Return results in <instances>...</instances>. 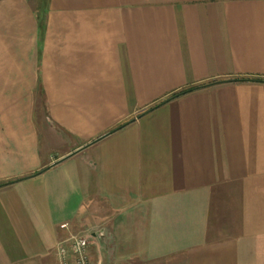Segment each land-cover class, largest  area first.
I'll return each instance as SVG.
<instances>
[{
  "label": "crops",
  "instance_id": "0c3cea01",
  "mask_svg": "<svg viewBox=\"0 0 264 264\" xmlns=\"http://www.w3.org/2000/svg\"><path fill=\"white\" fill-rule=\"evenodd\" d=\"M85 235L264 264V0H0V264Z\"/></svg>",
  "mask_w": 264,
  "mask_h": 264
},
{
  "label": "built area",
  "instance_id": "2783aa9c",
  "mask_svg": "<svg viewBox=\"0 0 264 264\" xmlns=\"http://www.w3.org/2000/svg\"><path fill=\"white\" fill-rule=\"evenodd\" d=\"M88 236H71L57 244L56 257L59 264H90L86 249Z\"/></svg>",
  "mask_w": 264,
  "mask_h": 264
},
{
  "label": "trees",
  "instance_id": "16d2710c",
  "mask_svg": "<svg viewBox=\"0 0 264 264\" xmlns=\"http://www.w3.org/2000/svg\"><path fill=\"white\" fill-rule=\"evenodd\" d=\"M228 82H262V80H260V79H249V78H245V79H235V80H230V81H228ZM211 85H212V84H211ZM204 87H206V86L196 87V88H193V89H190V90H187V91H182V92L175 93V94L171 95V96H170L168 99H166L165 101H162V102L159 103L158 105L152 107L150 110L156 108L157 106H159V105H161V104H163V103H165V102H167V101H169V100H171V99H174V98H176V97H178V96H181V95H183V94H185V93H187V92H191V91H193V90H197V89L204 88ZM125 124H127V123H125ZM125 124H123V125H121V126L115 128V129H113V131H115V130L121 128V127H123Z\"/></svg>",
  "mask_w": 264,
  "mask_h": 264
},
{
  "label": "water",
  "instance_id": "95a60500",
  "mask_svg": "<svg viewBox=\"0 0 264 264\" xmlns=\"http://www.w3.org/2000/svg\"><path fill=\"white\" fill-rule=\"evenodd\" d=\"M100 138H102V137H100ZM100 138H99V139H100ZM99 139L93 141L92 143H89L88 145L95 143V142L98 141ZM88 145H86V146H88Z\"/></svg>",
  "mask_w": 264,
  "mask_h": 264
},
{
  "label": "rangeland",
  "instance_id": "374dc122",
  "mask_svg": "<svg viewBox=\"0 0 264 264\" xmlns=\"http://www.w3.org/2000/svg\"><path fill=\"white\" fill-rule=\"evenodd\" d=\"M58 264H59V262H58Z\"/></svg>",
  "mask_w": 264,
  "mask_h": 264
}]
</instances>
